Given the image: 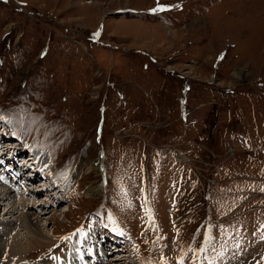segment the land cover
<instances>
[{"label":"rangeland","instance_id":"374dc122","mask_svg":"<svg viewBox=\"0 0 264 264\" xmlns=\"http://www.w3.org/2000/svg\"><path fill=\"white\" fill-rule=\"evenodd\" d=\"M4 59L0 114L72 188L2 201L11 264H65L84 226L106 257L102 223L130 264H264V0H0Z\"/></svg>","mask_w":264,"mask_h":264},{"label":"bare ground","instance_id":"6f19581e","mask_svg":"<svg viewBox=\"0 0 264 264\" xmlns=\"http://www.w3.org/2000/svg\"><path fill=\"white\" fill-rule=\"evenodd\" d=\"M22 164L23 165H25V166H29L27 163H26V160H24V161H22ZM95 166V165H94ZM94 168V167H93ZM2 183V185L4 186V188L3 187H1L2 188V193L0 192V205H5V202H2V201H5L6 200V203H7V205H12L7 211H5L4 212V215H8V214H10V213H12V214H15L16 213V210H18V209H20L21 207L22 208H25V207H27L28 205H27V196H29L30 194H31V191H28V188H27V190H26V188L24 189V191H22V193L21 194H19L20 192L18 191V189L16 188V185L15 184H9V182L8 181H6V182H1ZM35 184H38V182H36ZM37 190V189H36ZM45 190V189H44ZM88 191H87V194H91V195H94V194H98L99 193V191H100V189L99 188H97V187H89L88 189H87ZM28 191V192H27ZM38 191V190H37ZM14 193V194H13ZM32 193H34V195L35 194H38L39 192H32ZM5 194V195H4ZM17 194V195H16ZM12 195V197H11V199H7L6 198V196L7 197H9V196H11ZM21 196V195H23V197L22 198H19L18 196ZM50 195V194H49ZM36 196V195H35ZM52 195H50V197H47V198H50V199H48L49 201H50V205L52 204V201H51V197ZM43 198V197H42ZM22 199L24 200V203L26 202V204H24L23 202H21L22 201ZM10 201V202H8V201ZM46 200V199H45ZM49 201H48V203H49ZM6 205V206H7ZM24 205V206H23ZM49 205V204H48ZM6 206H4V208L6 209ZM34 207H32V210L33 209H36L35 207V205H33ZM46 206V205H45ZM1 208V207H0ZM11 208H12V210H11ZM3 210V207L1 208V210L0 211H2ZM25 210V209H24ZM24 212V211H23ZM31 212V211H30ZM0 214H1V212H0ZM32 215V214H31ZM21 216L23 217V219H24V221H26L27 222V224H28V230H29V232H31L32 233V236H30V240L29 241H27L26 242V248H28V250H32V249H39L40 248V246H42V244H43V240H46V238H47V236H45V234L43 233V231L41 230V228H40V223H39V220L37 219V221L36 222H34L33 220H31V218H30V213H29V207L26 209V211L24 212V214H22L21 213ZM39 216H41V214H39ZM16 220H18V219H15V221ZM0 223H4V221H3V218L2 219H0ZM15 223V222H14ZM26 224V223H25ZM26 224V225H27ZM34 234V235H33ZM2 236H3V233L2 232H0V240L1 239H3L2 238ZM19 237V236H18ZM91 237H92V235L89 233L87 236H86V239H87V241H90V239H91ZM40 238H42V239H40ZM100 238H98L97 239V241H100L99 240ZM8 241V240H7ZM6 241V242H7ZM17 241V240H16ZM50 241V240H49ZM96 241V242H97ZM20 242V241H19ZM13 243H15V242H13ZM96 244V243H95ZM7 246V245H6ZM22 247V246H21ZM25 247H23V248H25ZM96 247V246H95ZM0 248H1V246H0ZM98 248H100V249H102L103 250V247L102 246H99ZM11 249V248H10ZM92 249H93V254L94 255H96L95 254V248H93L92 247ZM12 253V252H11ZM20 253V252H19ZM23 253V252H22ZM106 253V252H105ZM112 256H113V254H111ZM15 256V255H14ZM13 256V257H14ZM107 256H109L108 255V253H106V257H104V258H98L97 257V255H96V257L95 256H93L94 257V259H96V260H94V264H109V263H107L106 261L105 262H103V260L105 259V258H107ZM116 255H114V257H115ZM2 257L3 258H5V256L3 255V253H0V264H11L10 263V261H9V258H5V260L3 261V262H1V259H2ZM10 257V256H9ZM17 257V256H16ZM77 257L79 258V260H81L82 262H86L87 261V259H86V257L82 254V251H81V249H80V246H79V244H78V246H75L74 247V253L72 254V258L73 259H77ZM117 258L119 257V256H116ZM14 259H16V258H14ZM50 259H52V258H50ZM65 259H67V258H65ZM125 258L122 256V257H120V259L118 258V259H115L116 260V262H122V261H125L124 260ZM46 261H44V262H46L45 264H55V263H53L51 260H48V259H45ZM12 261V260H11ZM69 262H67L66 261V263L65 264H68Z\"/></svg>","mask_w":264,"mask_h":264},{"label":"trees","instance_id":"16d2710c","mask_svg":"<svg viewBox=\"0 0 264 264\" xmlns=\"http://www.w3.org/2000/svg\"><path fill=\"white\" fill-rule=\"evenodd\" d=\"M8 60H10L11 59V57L10 58H7ZM16 65H18V64H21L20 62L18 63V60L16 61V62H14ZM2 65H5V59L4 60H2V63H0V66H2ZM22 85L24 86V84L22 83Z\"/></svg>","mask_w":264,"mask_h":264},{"label":"snow or ice","instance_id":"6c2138e0","mask_svg":"<svg viewBox=\"0 0 264 264\" xmlns=\"http://www.w3.org/2000/svg\"><path fill=\"white\" fill-rule=\"evenodd\" d=\"M167 7V6H160L159 10H164V8ZM152 11H157V9H152ZM0 179H2V177H0Z\"/></svg>","mask_w":264,"mask_h":264}]
</instances>
